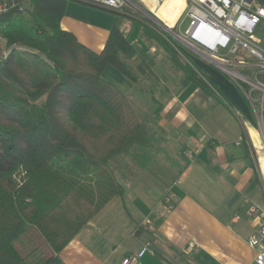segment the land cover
I'll return each mask as SVG.
<instances>
[{
    "label": "trees",
    "instance_id": "trees-1",
    "mask_svg": "<svg viewBox=\"0 0 264 264\" xmlns=\"http://www.w3.org/2000/svg\"><path fill=\"white\" fill-rule=\"evenodd\" d=\"M65 1L20 0L0 16L7 41L36 60L12 51L0 67V264H65L62 251L123 195L122 161L165 148L148 109L104 78L110 65L132 82L155 78L149 63L116 27L101 52L63 30ZM140 26L150 44L170 55L181 83L209 91L198 67ZM135 59L141 62L133 70L128 63Z\"/></svg>",
    "mask_w": 264,
    "mask_h": 264
},
{
    "label": "crops",
    "instance_id": "crops-1",
    "mask_svg": "<svg viewBox=\"0 0 264 264\" xmlns=\"http://www.w3.org/2000/svg\"><path fill=\"white\" fill-rule=\"evenodd\" d=\"M64 4L87 12L91 9L74 0ZM90 12L99 14L94 9ZM126 23H113L109 32V25L98 24L97 34L107 35L108 40L114 27L122 31ZM61 27L94 50L70 25H64V19ZM135 34L131 24L126 38L149 63L155 78L160 75L161 79L157 84L146 80L145 87L141 79L133 82L128 94L152 114L165 147L163 154L167 156L170 151L172 156L186 159V164L166 184L152 185L158 189L154 198V192H138L140 183L126 178L135 180L144 174L133 159H124L128 170L117 174L124 186L123 195L111 198L62 251V260L65 264H121L126 256L151 243L153 253H146L140 264H251L255 252L247 240L256 227V218L248 209L254 205L264 211V152L254 128L253 107L227 76L206 63L197 65L208 81V92L171 77L169 68H154L156 59L144 51V41L138 44ZM257 41L264 48L262 40ZM154 50L152 46L150 52ZM202 93L205 99L197 100ZM252 132L258 135L259 146ZM154 155L159 159L153 163L168 162L160 154ZM168 193L173 201L170 209L163 205ZM146 220L151 221L150 226L145 225ZM191 243L198 248L190 250Z\"/></svg>",
    "mask_w": 264,
    "mask_h": 264
},
{
    "label": "built area",
    "instance_id": "built-area-1",
    "mask_svg": "<svg viewBox=\"0 0 264 264\" xmlns=\"http://www.w3.org/2000/svg\"><path fill=\"white\" fill-rule=\"evenodd\" d=\"M12 1L0 0V16L14 10ZM82 1L128 18V8L149 15L183 54L195 57L193 62L202 61L225 74L245 94L251 106L256 103L261 108L264 117V48L255 36L264 21V6L257 0H184L185 8L172 26L160 19L144 0ZM164 2L161 0L160 6ZM121 32L128 34L130 24H125ZM9 55L8 42L0 27V67ZM246 70L251 71L249 75L244 74ZM255 93L259 94L257 98ZM172 204V197L166 196L164 207L170 209ZM248 214L256 218V227L247 240L255 252L251 264H264V211L252 205ZM145 225L150 226L151 221L146 220ZM196 248V243L189 245L190 250ZM146 253H153L151 243L126 256L121 264H140Z\"/></svg>",
    "mask_w": 264,
    "mask_h": 264
},
{
    "label": "rangeland",
    "instance_id": "rangeland-1",
    "mask_svg": "<svg viewBox=\"0 0 264 264\" xmlns=\"http://www.w3.org/2000/svg\"><path fill=\"white\" fill-rule=\"evenodd\" d=\"M18 1L20 0H14L12 1L14 4V9H16V6L18 5ZM22 1V0H21ZM136 2H139V0H135ZM147 2V4L150 6L151 10L155 12L160 19L165 21L167 24L169 23V26H172L176 21H174L175 17H177V10L180 8V6H184L185 8V1L184 0H165L163 4L160 6V1L161 0H144ZM82 6H85L86 8H91L94 9V11H98L99 14H93L91 13V9L84 10L83 8H78V9H72V8H66V5L64 4V11H63V16L62 19H64V25H70L71 28H73L74 31H77L76 33L78 34V37L88 46L93 48L96 51H102L105 48L106 45V40H107V35H100L97 34V27L98 24H103V25H109L108 32L110 28L114 24H121L124 22V20L128 21L130 25L132 24V27L134 28L135 31V37L136 40H138V44L140 45L141 41H144L143 49L147 53H149V56L151 59H156V62H154L153 66L154 68L158 69L161 71L162 69H170V75L171 77H176L177 79H181V72H178L174 66L173 61L170 59V55L166 53L162 48H157L155 44H150V41L146 39V37L143 36L142 34V29L140 25H145L152 29L153 31L156 32V34L163 39L164 41L166 40L167 42H170L172 46L176 49V53L178 56L181 58L184 63L189 64L191 67H198L197 62H193V59H196L195 57H190L188 55L183 54L177 46L166 37L165 32L153 21L152 18H150L149 15L143 13V12H138L134 10L133 8H128L126 9V12L130 15L129 19H123L121 16L109 11V10H104L103 8L98 9L93 6H87L85 4H80ZM30 6V3L26 2L24 3L21 8H27ZM172 6V7H169ZM145 9V7H143ZM98 9V10H97ZM151 15V14H150ZM153 15V14H152ZM180 15V14H179ZM131 18V19H130ZM29 19V16L24 13V15L20 18L21 21L26 22ZM127 24V23H126ZM125 26V25H124ZM123 26V29H124ZM130 33V32H129ZM126 34L125 36L129 35ZM255 36L257 37L258 40H262L261 43L264 44V22L261 23V25L257 28L255 32ZM131 37V34L129 35ZM8 42V41H7ZM148 42V43H147ZM143 43V42H142ZM137 44V43H136ZM149 44V45H148ZM154 45L155 50L153 52L151 51V47ZM150 46V47H149ZM8 48L10 50V53L12 51H15L17 54L22 53L26 58L31 61V63H35L36 60L35 58L31 57V51L28 50L25 47H22L20 45H11L8 42ZM151 53V54H150ZM10 56V55H9ZM31 58V59H30ZM140 60H133L128 63L129 67L131 69H135L136 66L140 63ZM196 61V60H195ZM192 62V64H191ZM200 62V61H198ZM202 62V61H201ZM204 63V62H202ZM208 65V64H207ZM158 67V68H157ZM167 72V70H165ZM169 71V70H168ZM223 74V73H222ZM224 77H226L225 74H223ZM161 79V76H158ZM104 78L108 81H110L112 84L120 88L123 92L127 93L130 91V88L133 84V82L127 78L123 73H121L115 66L110 65L107 67V69L104 72ZM159 78H153V77H148V76H142L141 78V84L142 86L145 87L146 80H150L153 83L157 84L159 82ZM204 78V76H203ZM228 78V77H227ZM205 79V78H204ZM230 81L231 79L228 78ZM205 81L208 84V81L205 79ZM209 87V86H208ZM210 89V88H208ZM203 96H200L197 98V100H204V96L206 95L205 93ZM259 96L258 93H255V98ZM149 99V98H148ZM254 115L256 117V121L254 123V128L259 132L260 134V139L262 142L263 146V151L264 152V117H262L261 113V108L254 103ZM163 149V148H162ZM160 148L159 151H155V153L160 154V158L163 160H167L168 162L163 163L162 165H158V163H153V159H159L158 156H155L153 152H149L147 155L148 156H143L141 158H135L134 162L137 165V169L140 170L142 174H144L142 177H138L137 179L134 180L133 177L127 176L126 178H129V181H134V183H140L139 187H137V191H149V192H154L153 197H157L156 189L152 185H158L159 184H166L167 181H170L173 177V174L178 172L185 164H186V159L182 160V158H178L175 156L171 155V152L169 151V154L166 156L165 154H161ZM151 161V162H150ZM185 163V164H184ZM156 164V165H155ZM142 170V171H141ZM154 170V172L152 171ZM166 171V173H164ZM135 191V190H134ZM136 193V191L134 192ZM166 196H170V193L166 194ZM163 198V200H164Z\"/></svg>",
    "mask_w": 264,
    "mask_h": 264
},
{
    "label": "bare ground",
    "instance_id": "bare-ground-1",
    "mask_svg": "<svg viewBox=\"0 0 264 264\" xmlns=\"http://www.w3.org/2000/svg\"><path fill=\"white\" fill-rule=\"evenodd\" d=\"M169 7H171V6H169ZM183 9H184V6H183V8H182V10L180 9V10H177L176 12H177V14L180 12V14L182 13V11H183ZM180 16V15H179ZM178 16V17H179ZM178 19V18H177ZM177 21V20H176ZM168 25H169V23H168ZM252 136H253V138H255V141H256V144L259 146V144H258V141H257V137H258V135L256 134V133H254V132H252Z\"/></svg>",
    "mask_w": 264,
    "mask_h": 264
}]
</instances>
